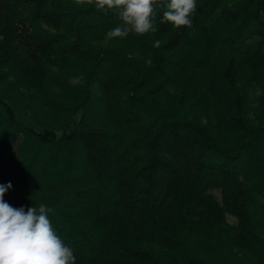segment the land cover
<instances>
[{
  "label": "trees",
  "instance_id": "trees-1",
  "mask_svg": "<svg viewBox=\"0 0 264 264\" xmlns=\"http://www.w3.org/2000/svg\"><path fill=\"white\" fill-rule=\"evenodd\" d=\"M196 3L106 44L113 10L0 0L3 199L75 264H264V0Z\"/></svg>",
  "mask_w": 264,
  "mask_h": 264
},
{
  "label": "clouds",
  "instance_id": "clouds-1",
  "mask_svg": "<svg viewBox=\"0 0 264 264\" xmlns=\"http://www.w3.org/2000/svg\"><path fill=\"white\" fill-rule=\"evenodd\" d=\"M78 5L95 4L97 10H113L120 25L105 36L107 44L114 38H126L129 33L143 35L155 31L157 12L163 10V20L174 29L192 26L196 0H76ZM159 48L161 42L155 41ZM12 187L0 185V264H75L76 257L54 230L48 214L52 209L41 203L27 211L14 208L3 197Z\"/></svg>",
  "mask_w": 264,
  "mask_h": 264
},
{
  "label": "rangeland",
  "instance_id": "rangeland-1",
  "mask_svg": "<svg viewBox=\"0 0 264 264\" xmlns=\"http://www.w3.org/2000/svg\"><path fill=\"white\" fill-rule=\"evenodd\" d=\"M214 194H215V196L217 197V199H218L219 201H221V195H220V193H219L218 191H216V192H214ZM227 221H228L231 225H236V224H237V220H236L234 217L230 216V215H227Z\"/></svg>",
  "mask_w": 264,
  "mask_h": 264
}]
</instances>
